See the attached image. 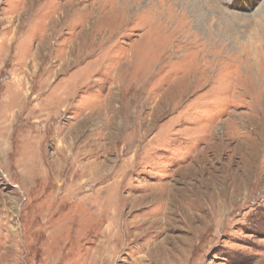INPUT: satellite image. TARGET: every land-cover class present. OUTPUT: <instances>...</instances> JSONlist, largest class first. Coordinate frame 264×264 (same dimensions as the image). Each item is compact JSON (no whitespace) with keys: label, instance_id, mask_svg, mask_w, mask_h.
<instances>
[{"label":"rangeland","instance_id":"obj_1","mask_svg":"<svg viewBox=\"0 0 264 264\" xmlns=\"http://www.w3.org/2000/svg\"><path fill=\"white\" fill-rule=\"evenodd\" d=\"M0 264H264V0H0Z\"/></svg>","mask_w":264,"mask_h":264}]
</instances>
